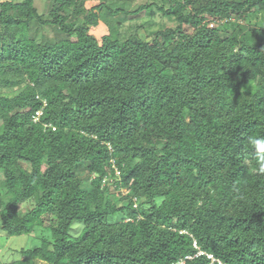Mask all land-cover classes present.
<instances>
[{
  "label": "trees",
  "instance_id": "1",
  "mask_svg": "<svg viewBox=\"0 0 264 264\" xmlns=\"http://www.w3.org/2000/svg\"><path fill=\"white\" fill-rule=\"evenodd\" d=\"M110 1H0V230L43 229L0 264H264V0H151L123 44Z\"/></svg>",
  "mask_w": 264,
  "mask_h": 264
},
{
  "label": "rangeland",
  "instance_id": "2",
  "mask_svg": "<svg viewBox=\"0 0 264 264\" xmlns=\"http://www.w3.org/2000/svg\"><path fill=\"white\" fill-rule=\"evenodd\" d=\"M1 1V0H0ZM14 6L22 5L25 3V0H10ZM148 1L151 0H124V1H110V7L112 10L122 9L125 11L124 13H120L119 15H113L112 17L109 15L110 23L102 22V24L97 28L91 31V34L96 35L98 39H101L103 35L111 34L112 36H117L123 44L129 36L130 25L134 23V18L131 17L132 12L137 11L141 5H144ZM35 6L39 10L40 14L46 15L52 9L53 0H36ZM90 6H88L89 9ZM252 12L255 11V8L252 7ZM13 13L17 16L21 14L19 9H14ZM131 13V14H130ZM257 13V12H255ZM143 13V17L138 22H149L150 18L147 17L148 14ZM258 15H253L251 18L252 25H264V14L257 13ZM232 17L235 18V12H232ZM131 19H133L131 21ZM150 26H146V28L141 29V36L144 39H147V32H155L159 30L163 26L167 27H175V21H169V19L162 15L161 12H157L155 17L153 18V22H150ZM217 24L215 23V27ZM186 33H192L194 31L193 28L186 27ZM42 37V38H41ZM19 40L25 39H41L43 44H52L59 39L58 28L54 26H45L43 32H39L36 28L26 27L24 29V33L18 37ZM150 42L154 41V36L148 37ZM256 83H250L246 86H243L241 89L242 92H250L253 93L256 91ZM0 186L3 187L5 185L4 178L0 173ZM81 178L83 180H88L90 178V174L86 171H83ZM26 206L22 205L20 208L24 209ZM82 229V225H75L74 235H77ZM43 229L37 228L32 235H23V236H15L10 239H5V233L0 230V260L4 263H9L14 260H18L21 258V254L19 253L21 249H35L41 245V239ZM40 264H46L41 263Z\"/></svg>",
  "mask_w": 264,
  "mask_h": 264
},
{
  "label": "clouds",
  "instance_id": "3",
  "mask_svg": "<svg viewBox=\"0 0 264 264\" xmlns=\"http://www.w3.org/2000/svg\"><path fill=\"white\" fill-rule=\"evenodd\" d=\"M250 143L256 150L258 171L261 173H264V138L252 139Z\"/></svg>",
  "mask_w": 264,
  "mask_h": 264
},
{
  "label": "built area",
  "instance_id": "4",
  "mask_svg": "<svg viewBox=\"0 0 264 264\" xmlns=\"http://www.w3.org/2000/svg\"><path fill=\"white\" fill-rule=\"evenodd\" d=\"M210 27H211V28H214V27H215L214 22H211V23H210ZM37 115L40 116V115H41V112H39ZM120 174H121V173L118 171V175H120ZM180 264H183V263H180Z\"/></svg>",
  "mask_w": 264,
  "mask_h": 264
}]
</instances>
